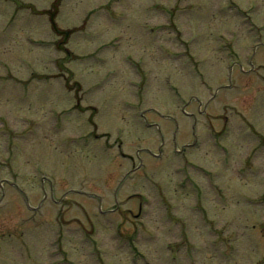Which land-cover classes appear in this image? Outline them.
<instances>
[{"label": "rangeland", "instance_id": "1", "mask_svg": "<svg viewBox=\"0 0 264 264\" xmlns=\"http://www.w3.org/2000/svg\"><path fill=\"white\" fill-rule=\"evenodd\" d=\"M0 264H264V0H0Z\"/></svg>", "mask_w": 264, "mask_h": 264}, {"label": "trees", "instance_id": "2", "mask_svg": "<svg viewBox=\"0 0 264 264\" xmlns=\"http://www.w3.org/2000/svg\"><path fill=\"white\" fill-rule=\"evenodd\" d=\"M54 7L57 8L56 5H55ZM51 18H53V16H52ZM52 20H53V19H52ZM54 28H56V27H54Z\"/></svg>", "mask_w": 264, "mask_h": 264}]
</instances>
